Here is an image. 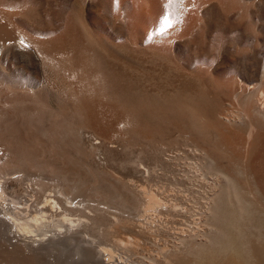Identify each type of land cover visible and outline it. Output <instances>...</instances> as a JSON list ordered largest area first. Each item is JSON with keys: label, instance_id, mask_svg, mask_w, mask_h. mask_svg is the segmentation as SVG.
I'll use <instances>...</instances> for the list:
<instances>
[{"label": "bare ground", "instance_id": "1", "mask_svg": "<svg viewBox=\"0 0 264 264\" xmlns=\"http://www.w3.org/2000/svg\"><path fill=\"white\" fill-rule=\"evenodd\" d=\"M147 1L121 2L122 8L136 3L142 14ZM5 4L0 1V264H126L114 250L127 237L120 238L121 229L139 217L144 223L133 230L149 239L169 230L168 217L177 219V237L171 245L152 241L156 253L150 261L143 256L147 264H264V61L258 79L234 75L225 84L239 107L231 102L216 111L204 92L181 89L126 100L105 89L93 41L76 23L60 35H38L16 20L24 7ZM15 53L24 64L11 61ZM32 61L40 75L29 70ZM85 130L95 142L84 139ZM117 141L139 146L137 158L118 162L120 144L109 146ZM176 143L191 148L195 161L185 162L187 169L178 166L182 156L166 154ZM102 151L115 156L101 160ZM109 161L143 166L146 185L127 184ZM74 209L81 214L71 217ZM93 229L116 237L113 251L103 248L110 257L83 236Z\"/></svg>", "mask_w": 264, "mask_h": 264}, {"label": "rangeland", "instance_id": "2", "mask_svg": "<svg viewBox=\"0 0 264 264\" xmlns=\"http://www.w3.org/2000/svg\"><path fill=\"white\" fill-rule=\"evenodd\" d=\"M0 1L8 6L20 5L24 7L26 14L23 15L25 12L20 14L22 18L17 15L16 20L20 23L24 22L25 26L28 24L27 27L38 35L44 33L47 35L55 34L54 36L60 35L66 31L72 22L76 23L75 28L80 27L82 33L85 32L91 42L93 41L92 46L99 58L103 77L102 84L105 89L109 94L117 95L126 100L143 96L157 98L159 97L158 95H174L178 89H181L185 93H192V91L204 92L203 95L205 94V99L208 102L210 101V106L216 111H222L225 108H231L233 103L236 106L239 105L233 102L228 95V89H225L228 85L225 86V84L229 83L234 75H237V78L242 76L248 80L258 79L263 66L264 0H205L201 2L203 5L199 3L201 0H172L171 3H169V0H149L147 2L150 8L148 6L149 9L145 7L146 10L142 14L139 13L136 3L134 4L133 2L132 4L130 2V7L122 8L121 1L123 0ZM23 57L22 54L15 53L12 54L11 61H15L14 59L16 58L18 63L24 64ZM29 70L33 75H40L36 61H32ZM207 71H210V74L212 72L213 76L208 74ZM156 94H158L157 97ZM222 107L223 109H221ZM175 131L172 130L169 134L177 142L176 136L178 133ZM83 136L87 142L96 141L94 136L87 130L84 131ZM117 142L109 144V146L121 145H119L120 152L118 150L119 153L115 154L119 155H113L118 162H121V160H134L137 158L139 151H141V148L137 145L130 146L131 148H124V143ZM175 145V148L166 154L169 156H182L183 161L180 158L179 160L181 161L178 160L180 169V163L183 167L187 162L190 164L195 161L191 148H186L187 151H185V148L177 147V143ZM176 148L178 150L180 148L181 151H177ZM181 152L182 155H179L178 153ZM184 152H189L187 155L191 157L185 158L187 155H184ZM108 153L109 155H106L102 151L98 155L99 159L103 160L104 156L107 157L105 161L109 160V156L113 158L110 155L111 152ZM120 165L114 161H109L108 163V166L117 174L122 175L125 181L128 180L127 184L131 186L134 184L133 187L136 189L140 188V184L142 186L146 185L143 178V166H139L141 169L138 170L130 163L121 167ZM185 167L184 165L183 169ZM134 181L139 185L135 184ZM170 182L169 178L166 181L164 180L165 185ZM77 199L79 201L80 197H77L74 201H77ZM71 213V217L76 216L75 214H81L80 211L75 209ZM109 217H112V215L104 216L103 222H108ZM140 218H136L134 224L128 223L127 227L122 228L120 232V238L123 237L122 240L127 236L120 246L125 247L128 245V248L125 247V249L127 248L126 251L128 250V253L130 249L131 253L129 254L120 246L116 248V237L110 233L93 229L88 230L83 236H86V239L88 238L90 242L102 251L105 248V251L108 248L112 251L116 248L114 251L117 252L114 253L116 256H120L118 258L124 263L128 260L131 264H142L143 260L148 259L150 261V253H156L152 241H156L159 237V241H156V243L166 244L165 242H167L166 245L172 244L171 238H175L177 234V219H172L174 217L166 219L170 221H166L167 225L165 224L170 227V231L168 230L170 233L168 231H159L157 233L160 236L155 234L156 236L154 235L153 239H149L146 235H136L134 232V230L139 229L137 222L141 223L140 221L142 220V223H144V220ZM174 224L176 225L174 226ZM101 232L103 236L99 239ZM128 235H131V238ZM133 236L139 238V240H136ZM164 238L165 242L163 243ZM131 239L135 240L134 244L138 246L140 244L139 248L135 245L138 248L136 254L134 253L135 246L132 248L133 241ZM127 240L131 243L125 244ZM80 241L73 243V246L76 248L77 245L83 243V241ZM112 243H114L115 247L112 246ZM109 250L107 252L103 251L107 257H110L111 253H113L107 254ZM128 255L132 256L129 257ZM144 255L147 259L143 257ZM149 261H144L143 264H147ZM129 262L126 264H130Z\"/></svg>", "mask_w": 264, "mask_h": 264}, {"label": "snow or ice", "instance_id": "3", "mask_svg": "<svg viewBox=\"0 0 264 264\" xmlns=\"http://www.w3.org/2000/svg\"><path fill=\"white\" fill-rule=\"evenodd\" d=\"M172 2V0H169V3H171ZM21 43H23V41H21Z\"/></svg>", "mask_w": 264, "mask_h": 264}]
</instances>
